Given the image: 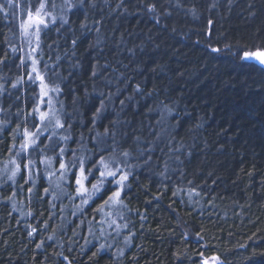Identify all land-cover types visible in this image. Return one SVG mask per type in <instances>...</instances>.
I'll list each match as a JSON object with an SVG mask.
<instances>
[{
  "label": "trees",
  "instance_id": "16d2710c",
  "mask_svg": "<svg viewBox=\"0 0 264 264\" xmlns=\"http://www.w3.org/2000/svg\"><path fill=\"white\" fill-rule=\"evenodd\" d=\"M40 5L63 127L24 59ZM261 50L264 0H0V264H264ZM101 158L128 179L88 201Z\"/></svg>",
  "mask_w": 264,
  "mask_h": 264
},
{
  "label": "rangeland",
  "instance_id": "374dc122",
  "mask_svg": "<svg viewBox=\"0 0 264 264\" xmlns=\"http://www.w3.org/2000/svg\"><path fill=\"white\" fill-rule=\"evenodd\" d=\"M40 20H43L44 23H39ZM51 17L48 13L47 7L45 5H40L36 9H32L27 12V14L23 17L21 21V30H22V36L24 41V59L29 62L30 64V73L34 80H36L39 84L40 89V100L38 105V114H39V120L40 123L44 122H52L54 121L56 125V120L59 119L61 122V119L57 116V103L55 98V92L52 89L53 87L49 86L45 80L44 74L40 68L39 60H38V52L41 48V42H42V32L43 29L50 23ZM261 57H264V50L261 51H254V52H248L244 55V58L249 61H255L261 65L264 66V63L261 62ZM41 78H43L41 80ZM48 113V118L45 120L40 119V114ZM62 123V122H61ZM28 133L33 134L29 138H25L29 142V146L27 148H30L34 146L39 140L38 138L41 135H45L46 131L38 128L35 130H29ZM40 139V138H39ZM31 140H34L35 143L31 144ZM38 140V141H37ZM109 170L116 172L115 176H108L107 174L101 178V180H97L98 182L93 183L92 185L87 186V175L83 171V174L78 173L76 177V183L77 180L80 179L81 183L83 185V189L80 185L77 184L78 190L80 194H82L86 200H90L94 195L96 194L97 190L93 189V185H97L98 189L100 188V185L103 183L108 182L110 179H112V184L116 185V192H120V190L125 185L127 179H128V173L126 171L121 170H112L111 168H108ZM102 172H105V168ZM123 176H127L126 180H123L122 183H118V181H121ZM86 189L87 191L84 192L83 190ZM118 207V202L113 200L112 202L108 203V206H106V221L104 223L108 226L112 225V218L114 217V213ZM103 223V224H104ZM106 226V224L104 225ZM110 230V228H108ZM207 264H222L218 259H208Z\"/></svg>",
  "mask_w": 264,
  "mask_h": 264
},
{
  "label": "snow or ice",
  "instance_id": "6c2138e0",
  "mask_svg": "<svg viewBox=\"0 0 264 264\" xmlns=\"http://www.w3.org/2000/svg\"><path fill=\"white\" fill-rule=\"evenodd\" d=\"M39 23H44V21H43V20H40ZM213 50L215 51V49H213ZM260 59H261V62L264 63V57H261ZM42 79H43V78H41V80H42ZM100 111H101V109L98 108V109L96 110L97 114H99ZM47 118H48V113H44V112H42V113L40 114V119H41V120H45V119H47ZM56 126H57V127H63V125L61 124V122L59 121V119L56 120ZM32 135H33V134L28 133L27 130L25 131V137H26V138H29V137H31ZM34 143H35V141H34V140H31V144H34ZM28 146H29V142L26 140V143H25V145H23V147L27 148ZM99 163L105 168V172H101V176H102V177L105 176L106 174H107L108 176H115V175H116V172H113V171H111V170L108 169V165H107V163L103 160V158H101V160L99 161ZM61 167H64V165L61 164ZM81 173L83 174V166H81ZM126 179H127V176H123L122 179H121V181H118V183H122L123 180H126ZM77 184L80 185L81 188L83 189V185H82L80 179L77 180ZM93 189H95V190H97V191L99 190L97 185H93ZM83 191L86 192L87 190L84 189ZM113 195H114L115 197H119L120 193H119V192H116V193H114ZM111 198H112V197H109V199H111Z\"/></svg>",
  "mask_w": 264,
  "mask_h": 264
}]
</instances>
